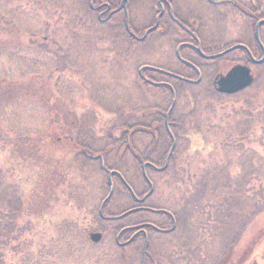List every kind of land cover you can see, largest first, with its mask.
<instances>
[{
	"label": "rangeland",
	"instance_id": "obj_1",
	"mask_svg": "<svg viewBox=\"0 0 264 264\" xmlns=\"http://www.w3.org/2000/svg\"><path fill=\"white\" fill-rule=\"evenodd\" d=\"M158 1L129 0L130 26L138 37L155 22ZM214 1L218 0H172L171 6L204 51L239 42L254 46L250 18ZM89 5L90 0H0V164L17 167L16 172L9 171V178L28 196L32 189L39 190L33 188L36 171L58 169L66 176L54 183V206L46 213L36 217L39 204L32 201L36 214L23 221H30L33 230L20 237V246L15 242L4 250L16 251L9 252L7 264H140L142 240L121 248L117 228L161 219L135 212L100 221L101 203L109 193L108 173L92 164L82 170L76 169L78 163L73 167L76 151L68 138H60L53 152L42 153L35 172L27 171L32 161L12 146L14 139L43 132L53 121L63 124L66 113L83 116L89 125L95 120L90 112H97V130L114 121L119 125L120 111L145 110L146 117L153 118L157 106L166 113L172 96L146 85L139 73L142 66L196 79L176 54L178 45L190 42L191 36L169 17H163L145 40L135 41L127 36L122 15L105 23L97 13H89ZM252 8L264 17V0H254ZM262 33L264 43V29ZM238 54L209 62L184 48L181 56L199 64L200 84L150 75L175 87L176 146L168 172L147 171L155 190L145 205L172 212L178 225L170 235H151L147 264H264V63L252 65L255 80L248 88L233 95L213 92L214 77L226 73ZM160 127L161 139L149 133L133 139L135 151L143 156L152 153L150 146H158L149 160L156 165L163 163L171 147L165 125ZM21 143H28V138ZM123 161V177L141 197L149 190L142 164L130 153ZM207 171L211 185L203 195L196 184ZM216 176H229L231 187L213 182L211 177ZM114 182L115 193L105 212L119 215L136 203L123 183ZM188 197L191 210L185 208ZM92 231L104 233L100 243L90 239Z\"/></svg>",
	"mask_w": 264,
	"mask_h": 264
},
{
	"label": "trees",
	"instance_id": "obj_2",
	"mask_svg": "<svg viewBox=\"0 0 264 264\" xmlns=\"http://www.w3.org/2000/svg\"><path fill=\"white\" fill-rule=\"evenodd\" d=\"M172 1V0H168ZM230 6L233 10H238L241 13H258V11L253 10L254 0H250V4L246 5L244 2L243 4L240 1L235 0H218L214 1V3ZM160 8V6H159ZM166 10L169 12V8L166 7ZM156 32V31H154ZM153 32V33H154ZM129 38L132 36L127 35ZM191 74L195 76V68L190 64H186ZM166 70V69H165ZM144 75H151L157 74L169 79L178 80L181 84L187 83L183 80L172 78L162 72L158 71H151L150 69L144 70ZM149 73V74H146ZM178 74V73H177ZM193 76H190L192 79ZM152 79V78H151ZM153 80V79H152ZM155 81V80H154ZM146 85L152 86L154 88H162L170 93L172 96V90L165 85H152L148 82H145ZM175 89V87H174ZM214 94H219L216 90L213 91ZM199 95H195V104L196 106L200 103ZM169 109V108H168ZM177 109V105L174 107L173 111L170 114L169 123L172 133L174 134V124L176 123L175 120V112ZM168 111V110H167ZM167 113V112H166ZM166 113L159 107H155V112L153 118L146 117V111L143 110L142 113H126L124 111H120L117 113V118L120 121V124L114 121L107 127H104L103 130H97L95 128L96 121L98 118L97 112H90L94 122L89 125H86L85 119L83 116L77 115L76 113H66L64 117V123L60 125H56L59 123H52L51 127L43 132H39L34 134L30 137L20 136L13 140L12 146L15 147L14 150L16 152H21L24 155V159L27 162H31L30 167L27 168L33 170L34 172L38 169V162L40 160V156L43 154L51 153L54 151L55 146L58 145L60 138H68L72 148L75 149L76 161L74 162L77 164L76 169L82 170L85 166L90 164L97 165L102 172L108 173L111 170L119 171L122 176L123 174V167H124V158L127 154H134L136 159L143 164L146 161L152 159L153 153L156 151L158 146L152 145L150 146L153 149L150 155H141L137 153L134 149L133 139L136 135L140 133H149L154 138H160L163 136L160 132L161 127L163 124L165 125V118ZM188 118H193V113L188 114ZM149 119L151 121H149ZM164 119V123L163 122ZM54 120V118L52 119ZM60 121V120H59ZM194 121V119H193ZM156 126L154 128L153 126ZM165 134L169 137L170 144H172L170 133L165 128ZM59 133V137H57ZM49 136V137H48ZM175 136V134H174ZM48 137V139H46ZM28 138V143L22 144L21 142ZM21 141V142H20ZM171 148V147H170ZM170 148L167 151L166 157L170 151ZM50 156H45L44 159H49ZM175 159V151L171 157L172 162ZM43 160V159H42ZM165 161V160H164ZM160 163V166L164 165ZM40 162V161H39ZM170 165L165 169V172H168ZM17 167L14 164L10 166L0 164V264H7L6 257L9 252H16L13 249L11 251L6 250L8 246L13 245L15 242L17 246L20 244L17 242L20 237L27 234V231H32L33 226L32 223L30 225V221H23L24 217H29V215H35L36 213L31 210L33 208L32 201L39 204V208H37L39 213H37L36 217L39 215H43V213L47 212L50 206H54V191H55V184L54 183H61L65 181V175L61 174L58 169H53L48 173L37 172L35 176L33 188L35 189L36 186L39 187L37 191H31V196H28L24 191L20 184L16 181L10 180V176L8 175L9 171L16 172ZM215 171V169H213ZM24 172V171H21ZM208 171L201 176L200 179L197 181L198 189L205 195L207 191V187L211 184L209 183L210 176L208 175ZM213 182L224 184L225 187H231V180L229 176L225 177H211ZM114 181L118 180L120 183H123L119 175L114 176ZM115 183V182H114ZM124 184V183H123ZM108 185L110 187L109 181ZM214 185V183H213ZM72 190H76V188L71 185ZM119 189H117L118 191ZM127 193L130 194L133 201L136 203L134 197L131 193L126 189ZM239 192H235L238 194ZM141 195V197H143ZM202 195V200L206 201ZM113 198V197H112ZM112 198L106 203L105 210L107 205L110 203ZM37 201V202H36ZM31 204H30V203ZM186 209L191 210V198L188 197L185 199ZM45 208V209H44ZM44 209V210H41ZM135 214V213H132ZM116 215V214H114ZM40 217V216H39ZM32 220L31 218H29ZM24 225V226H23ZM30 226V227H28ZM32 226V227H31ZM17 248L16 246H14Z\"/></svg>",
	"mask_w": 264,
	"mask_h": 264
},
{
	"label": "flooded vegetation",
	"instance_id": "obj_3",
	"mask_svg": "<svg viewBox=\"0 0 264 264\" xmlns=\"http://www.w3.org/2000/svg\"><path fill=\"white\" fill-rule=\"evenodd\" d=\"M169 2L171 1L165 0L162 1V6L164 8L163 13H158L155 22L149 27L152 28L153 26H156V29L160 27V20L163 17H169V19L183 32L186 34H189L191 36L190 42L180 43L176 49V54L183 66L186 64H190L195 68V77L198 79L200 78L198 84L202 81V72L199 68V64L193 61H190L189 59H185L181 56V52L184 50V48H190L192 51L195 52V54L204 60H207L209 62H216L219 61L221 58H224L228 55H230L232 52L237 51L239 54L237 55L238 59L233 60L232 66L226 71V73L234 66L236 65H245L249 66L251 68L252 72V65H261L264 63V43L262 40V30L264 29V17L260 13H239L240 15L250 18L251 23L253 24L254 28V46H248L245 43L239 42V43H232L230 45H227L223 48H219L218 50H210V51H204L202 48V45L200 43V40L197 38L196 34L193 33V31L185 24L183 23L176 14L170 13L166 10V7L169 8ZM128 6H129V0H118L116 3H111L104 0H90L89 5V13H97L99 21L105 22V23H112L114 22L118 15H122V18L124 19L125 23V29L127 33L130 35L131 33H135L131 26H130V18L128 13ZM167 12V13H166ZM116 18V19H115ZM121 18V22L123 19ZM115 19V20H114ZM259 23V26L257 27ZM148 28V29H149ZM155 29V30H156ZM257 29H258V35L260 42L257 39ZM262 44V45H261ZM235 45H244L245 47H239L234 50L229 51L228 53L221 55L220 57H212L213 55H217L219 53L224 52L225 50L235 46ZM263 46V47H262ZM253 47V48H252ZM200 48V51L198 50ZM263 60L261 63L259 61ZM189 61V62H188ZM188 62V63H187ZM143 69L142 72H144ZM226 73H217L213 80V87L215 90H217L216 86V80L219 79L221 76H223ZM149 74V73H146ZM253 74V72H252ZM144 75V73H143ZM254 76V75H253ZM146 79H151L150 75H144ZM255 80V78H254ZM173 98V97H172ZM177 98V96H176ZM157 167H161L159 165H156ZM152 170H157V168H149ZM158 171V170H157ZM149 199V198H148ZM147 199V200H148ZM146 200V201H147ZM146 201L144 203L136 202L135 209L137 210L136 213L140 212H146L150 214H157L161 219L159 223H154L150 221H141L134 225H126L121 226L117 228V236H116V242L121 248H125L128 246H132L137 244L140 240H142V254H141V263L140 264H147V261L149 260V245L151 244V235L156 234L159 236H165L170 235L174 233L177 229V219L175 214L172 212L166 210V209H157L155 207H150L145 205ZM158 211V212H156ZM100 214V210H99ZM104 215V216H103ZM116 215L114 214H108L105 212V209L102 210V215L100 214L99 220L106 222V221H113L116 219ZM118 220V219H117ZM99 232L102 234V239L104 238V233L102 231H92L89 233V237L91 239V234ZM127 235L129 238H126ZM99 241L98 243H100Z\"/></svg>",
	"mask_w": 264,
	"mask_h": 264
},
{
	"label": "water",
	"instance_id": "obj_4",
	"mask_svg": "<svg viewBox=\"0 0 264 264\" xmlns=\"http://www.w3.org/2000/svg\"><path fill=\"white\" fill-rule=\"evenodd\" d=\"M162 0H159V3H161ZM164 12V8L162 7L161 9V12L160 13H163ZM172 13V12H171ZM264 23V21H263ZM259 26V23L257 25V27ZM150 30H148L145 34V36L143 38H141V40H143L146 35L149 33ZM257 39L258 41L260 42V39H259V35H258V29H257ZM261 43V42H260ZM262 45V44H261ZM239 47H245L244 45H235L227 50H225L224 52L222 53H219L217 55H213L212 57H220L221 55H224L226 53H228L229 51L231 50H234L236 48H239ZM263 47V46H262ZM198 50L200 51V48H198ZM264 50V48H263ZM264 59V57H263ZM263 60L259 61L260 63L262 62ZM156 70H159V71H162V72H165L163 70H160V69H156ZM182 80H186V81H190L188 79H185V78H182V77H178ZM200 80V78L197 80V81H190V82H194V83H198ZM254 81V77L252 75V72H251V68L249 66H245V65H236L234 67H232L225 75L221 76L219 79L216 80V86H217V90L221 93H224V94H234V93H237L245 88H247L248 86H250ZM155 84V83H154ZM157 84V83H156ZM175 98L173 99V103H172V107L171 109L169 110L168 114H167V117H166V127L167 129H169V126H168V117H169V113L170 111L172 110L174 104H175ZM175 148V140H174V137H173V146H172V149L169 153V156H168V159L167 161L169 160L173 150ZM146 165H150L149 163H146L144 165V168H143V171H144V175H145V178L146 180L149 182L150 184V192L143 198V199H137L139 202H143L148 196H150L154 190V186L152 184V182L149 180V178L147 177L146 175V172H145V167ZM164 168L160 169V170H163ZM114 174H118L117 171H111L110 174H109V178H110V186H111V189H110V193L108 195V197L104 200V203L101 207V210L104 206V204L106 203V201L110 198V196L113 194V188H114V185H113V182H112V177ZM124 181V180H123ZM125 185L127 187H129L126 183ZM129 212L131 211H128L127 213H124L123 215L121 216H125L127 215ZM101 214H102V211H101ZM91 239L93 242H99L101 241L102 239V234L99 233V232H96V233H92L91 234ZM263 258H264V248H263Z\"/></svg>",
	"mask_w": 264,
	"mask_h": 264
}]
</instances>
